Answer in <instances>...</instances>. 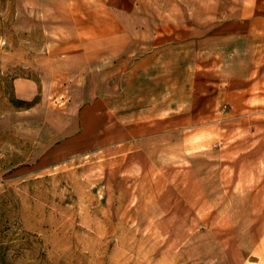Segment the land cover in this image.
<instances>
[{"label":"rangeland","instance_id":"obj_1","mask_svg":"<svg viewBox=\"0 0 264 264\" xmlns=\"http://www.w3.org/2000/svg\"><path fill=\"white\" fill-rule=\"evenodd\" d=\"M207 1L199 0L200 13ZM22 3L0 0V264H264V159H246L264 151V111L228 104L207 125L189 111L188 96L175 103L168 94V108L181 110L152 121L144 143L136 116L107 110L125 107L127 98L124 83L113 87L109 62L87 89L76 84L70 95H50L43 65L26 64L43 61L46 49L37 46L40 31L17 27ZM20 76L38 84L31 100L15 94ZM96 90L102 136L91 137L92 126L86 141L62 148L48 119L75 115L61 110Z\"/></svg>","mask_w":264,"mask_h":264},{"label":"crops","instance_id":"obj_2","mask_svg":"<svg viewBox=\"0 0 264 264\" xmlns=\"http://www.w3.org/2000/svg\"><path fill=\"white\" fill-rule=\"evenodd\" d=\"M143 1L145 7L140 8L136 0H25L17 14L25 21L18 19L17 27L40 31L43 36L37 46L46 49L43 61L40 55V62L31 59L26 64L43 65L40 72L44 88L59 98L70 95L76 84L87 89L89 80L103 77L104 64L109 62L113 87L124 83L122 90L127 98L125 107L107 110L125 112L129 120L136 116L139 128L144 129V143L152 138L147 131L154 126L152 121L165 118L168 110H181L177 106L168 108V94L175 103L188 96L189 111L197 118H206L207 125L228 104L242 112L264 111L261 1L242 0L234 8H218L209 6L208 0L201 13L199 0ZM200 15L205 18L200 19ZM28 16L30 22L26 21ZM14 90L18 98L31 100L38 84L33 78L20 76L14 80ZM92 95L86 102L70 99L67 109L61 110L75 113L68 119L63 116L64 120H57L59 123L48 119V125L58 130L62 148L86 141V129L92 126L98 129L90 136H102L104 101L97 90ZM111 95L117 96L114 92ZM68 103L74 105V111ZM127 127L134 125L129 123ZM251 138L245 137L249 142ZM260 138V144H264V138ZM253 158L264 159V151L260 156L246 155V159Z\"/></svg>","mask_w":264,"mask_h":264}]
</instances>
